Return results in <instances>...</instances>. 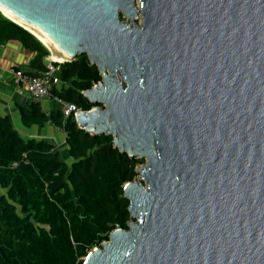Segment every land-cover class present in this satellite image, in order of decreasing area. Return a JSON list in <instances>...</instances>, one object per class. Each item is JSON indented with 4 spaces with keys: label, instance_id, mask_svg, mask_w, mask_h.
<instances>
[{
    "label": "water",
    "instance_id": "obj_1",
    "mask_svg": "<svg viewBox=\"0 0 264 264\" xmlns=\"http://www.w3.org/2000/svg\"><path fill=\"white\" fill-rule=\"evenodd\" d=\"M0 6L97 66L78 126L146 160L123 187L128 229L83 264H264V0Z\"/></svg>",
    "mask_w": 264,
    "mask_h": 264
},
{
    "label": "trees",
    "instance_id": "obj_2",
    "mask_svg": "<svg viewBox=\"0 0 264 264\" xmlns=\"http://www.w3.org/2000/svg\"><path fill=\"white\" fill-rule=\"evenodd\" d=\"M11 39L36 52L34 75L47 70L48 49L29 31L0 12V46ZM63 87L55 96L82 110L94 105L83 91L102 80L96 65L83 54L55 63ZM26 126L52 124L65 131L69 155L65 162L47 140H25L10 116L0 115V264H83L95 246L115 228L128 229L126 182L140 160L119 151L111 135H92L63 109L42 111L39 102L21 109Z\"/></svg>",
    "mask_w": 264,
    "mask_h": 264
},
{
    "label": "crops",
    "instance_id": "obj_3",
    "mask_svg": "<svg viewBox=\"0 0 264 264\" xmlns=\"http://www.w3.org/2000/svg\"><path fill=\"white\" fill-rule=\"evenodd\" d=\"M35 53L26 49L17 39H11L0 46V115L10 116L15 129L23 139H45L53 144L60 151L61 157L66 158L62 159L68 163V160L72 158L69 155L67 135L64 130L49 123L43 126L37 124L26 126L21 118V109L27 108L34 101L39 102L42 111L45 113L63 109V102L58 99L42 98L36 100L23 87L17 85L12 72L13 69H22L31 76H37L34 75L37 69L32 66ZM48 60L47 57L46 63L49 62ZM56 87H63V84L59 83ZM0 190L3 193L6 192L1 187Z\"/></svg>",
    "mask_w": 264,
    "mask_h": 264
},
{
    "label": "built area",
    "instance_id": "obj_4",
    "mask_svg": "<svg viewBox=\"0 0 264 264\" xmlns=\"http://www.w3.org/2000/svg\"><path fill=\"white\" fill-rule=\"evenodd\" d=\"M55 63L59 62H53L51 60L47 66V70L43 74L37 76H31L22 69H13L12 72L17 85L19 87H23L34 99H58L59 101L63 102L64 114L68 116L73 112L76 120L77 115L82 111V109L77 108L74 104L62 101L53 94V87L60 83V80L56 75V71L58 70L59 66H57Z\"/></svg>",
    "mask_w": 264,
    "mask_h": 264
},
{
    "label": "bare ground",
    "instance_id": "obj_5",
    "mask_svg": "<svg viewBox=\"0 0 264 264\" xmlns=\"http://www.w3.org/2000/svg\"><path fill=\"white\" fill-rule=\"evenodd\" d=\"M0 10L9 18H11L12 21H15L17 23H20L23 27L28 29L32 34H34L50 51V60L56 61V62H66L70 59V56H63L61 55L55 46L38 30H36L34 27L28 25L27 23H24L20 19H17L13 14L9 13L6 9L2 8L0 6Z\"/></svg>",
    "mask_w": 264,
    "mask_h": 264
},
{
    "label": "rangeland",
    "instance_id": "obj_6",
    "mask_svg": "<svg viewBox=\"0 0 264 264\" xmlns=\"http://www.w3.org/2000/svg\"><path fill=\"white\" fill-rule=\"evenodd\" d=\"M121 21L122 22H124V23H130V21L125 17V16H123V15H121ZM138 23L139 24H141V17H140V19L138 20ZM51 56V55H50ZM49 62L51 61L50 59L48 60ZM49 62H48V65H49ZM67 62V61H66ZM64 63V62H63ZM100 82H101V80H100ZM62 158H65V157H62ZM136 158H138L139 160H140V162L137 164V166H136V171L137 170H139L140 168H143L145 165H146V160L144 159V158H139V157H136ZM66 159V158H65ZM69 162V164L71 163V162H73V160L72 159H69L68 160ZM132 181H141V179H140V173H138V171H137V175H136V177L132 180ZM144 182V181H143ZM130 220H131V218H130ZM129 220V221H130Z\"/></svg>",
    "mask_w": 264,
    "mask_h": 264
}]
</instances>
